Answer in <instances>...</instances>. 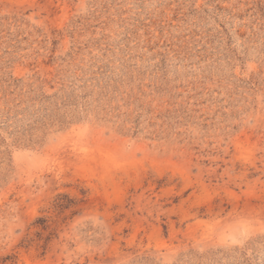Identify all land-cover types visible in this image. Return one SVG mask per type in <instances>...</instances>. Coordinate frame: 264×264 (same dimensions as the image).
Segmentation results:
<instances>
[{
  "label": "rangeland",
  "instance_id": "rangeland-1",
  "mask_svg": "<svg viewBox=\"0 0 264 264\" xmlns=\"http://www.w3.org/2000/svg\"><path fill=\"white\" fill-rule=\"evenodd\" d=\"M0 264H264V0H0Z\"/></svg>",
  "mask_w": 264,
  "mask_h": 264
}]
</instances>
